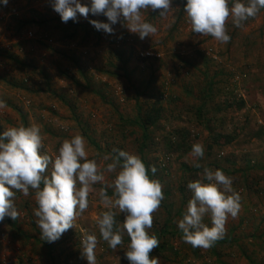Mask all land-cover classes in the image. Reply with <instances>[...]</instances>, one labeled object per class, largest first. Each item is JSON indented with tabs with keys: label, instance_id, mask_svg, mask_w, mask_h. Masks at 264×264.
<instances>
[{
	"label": "rangeland",
	"instance_id": "1",
	"mask_svg": "<svg viewBox=\"0 0 264 264\" xmlns=\"http://www.w3.org/2000/svg\"><path fill=\"white\" fill-rule=\"evenodd\" d=\"M186 2L172 0V10L165 17L159 15L161 10L143 11L144 19L158 29L156 34L143 40L138 34L130 32L121 20L113 26L114 34L100 30L97 39L86 41L79 31L76 40L64 41L62 39L66 34L55 28L61 18L52 8V0H9L6 7L0 0V101L6 104V107L0 108V132L2 134L10 127L22 125L20 114L23 113L28 126L37 124L41 127L42 152L54 157L63 140L83 135V126L101 148L96 150L87 142L89 158H95L106 166L111 160L104 161L103 157L111 154L115 145L138 155L137 145L133 144L134 136L128 133L131 130L127 128L124 131L125 138L118 135L119 115L132 119L136 101L142 99H137L132 89L135 88L140 93L149 92L148 97L161 93L167 110L161 137L167 132L184 129L194 143L203 145L207 134L192 115L197 106L196 97H187L185 88L194 90V94L202 89L205 83L203 73L208 69L211 76L217 75V89H222L224 93L223 96L218 95L216 103L233 98L245 101L242 111L221 114L226 118L224 131L228 133L235 129L238 137L226 147L215 148L210 156L205 151L202 158L190 155L180 160L176 155L165 157L160 138L153 147L155 151L148 153L147 162L155 167L158 163L162 164L168 171L163 178V191L176 188L182 179L180 163L186 162L192 168L196 163L201 165L196 167L198 171L191 174L193 180L202 179L205 167L214 166L211 169L223 170L233 179V189L241 195V210L236 218L229 217L223 236L228 237L233 231L237 245L221 251V258L216 263L210 255L196 261L186 244L184 259L193 264H264V9L245 21L242 27H236L230 18L226 27L231 40L222 43L209 35L192 32L183 11ZM81 3L90 6V0H81ZM89 18L108 23L104 15L91 14L87 19L78 14V22H70L76 26L84 25ZM42 19L49 24L21 26L19 23L40 22ZM145 52L155 56L142 57L140 54ZM119 53L128 60L127 76L120 68ZM76 63L87 75L88 82L76 73ZM68 72L75 74L78 85L64 78V73ZM43 75L50 80L48 88ZM87 83L90 88L103 91L112 105L101 102L84 86ZM11 84H23L27 90L17 89ZM54 95L72 102L78 121ZM148 97L142 102L153 101ZM171 97L174 102L169 101ZM175 117L180 121H175ZM219 126L215 128L222 132ZM118 171L119 168L116 172L105 173L106 183H111ZM50 172L51 166L48 169ZM103 186H94L96 191L89 196L88 209L76 219L73 228L52 243V256L57 264H88L82 256L81 244L88 234H95L98 239L96 264H126L128 247L117 246L113 250L100 237L97 221L100 214L107 210L99 196ZM107 192L109 196L113 195L112 188H108ZM175 201L179 208L181 204L177 194ZM14 203L19 212V231L8 224L7 217L0 222V264H53L40 241L41 230L34 216V209L38 207L35 190L30 189L28 196L18 191ZM113 211L117 220L124 221L125 213H120L118 209ZM204 219L211 225L210 215ZM119 224L121 227L122 224ZM205 250L201 248L203 254ZM160 264L170 263L161 260Z\"/></svg>",
	"mask_w": 264,
	"mask_h": 264
},
{
	"label": "clouds",
	"instance_id": "2",
	"mask_svg": "<svg viewBox=\"0 0 264 264\" xmlns=\"http://www.w3.org/2000/svg\"><path fill=\"white\" fill-rule=\"evenodd\" d=\"M8 2L2 0L3 6L6 7ZM171 3L172 0H90L89 6L81 0H52L51 6L63 23L78 22V14L85 19L89 14L104 15L108 23L89 20L97 31L114 34L113 26L122 20L130 32L143 40L158 31L144 19L143 11L161 10L159 15L165 17L172 10ZM262 9L264 0H247L246 3L231 0V6L230 0H187L183 11L192 32L228 43L231 37L227 33V21L231 18L236 27H242ZM4 107L5 102L0 101V108ZM42 149L43 136L37 124L10 127L0 134V222L5 217L18 219L19 212L14 203L16 191L28 196L30 189L35 190L38 207L34 209V216L41 239L56 242L88 209L89 196L96 191L94 186L102 184L99 196L107 210L97 221L100 237L115 250L126 234L130 243L125 256L130 264H160L159 257L150 258V253L160 242L148 230L153 227V214L165 198L163 185L159 179L150 178L139 155L113 149L115 155L103 157L104 161L111 160L104 166L95 158H89L87 141L80 134L63 140L54 157ZM204 152L201 143H194L189 155L199 159ZM195 167L201 165L196 163ZM117 168L115 179L106 183L105 173L116 172ZM156 171L152 166L151 173L154 175ZM232 185L233 179L223 170L208 167L203 169L202 179L187 184L193 195L183 218L178 221L185 243L193 248L209 249L223 238L229 217L236 218L241 210V195ZM108 188L113 189L112 196L108 195ZM114 209L126 214L121 227H116ZM206 215H210L211 227L203 222ZM81 244L82 256L88 264H96L97 236L85 235Z\"/></svg>",
	"mask_w": 264,
	"mask_h": 264
},
{
	"label": "trees",
	"instance_id": "3",
	"mask_svg": "<svg viewBox=\"0 0 264 264\" xmlns=\"http://www.w3.org/2000/svg\"><path fill=\"white\" fill-rule=\"evenodd\" d=\"M231 2V1H230ZM231 6V3H230ZM89 20H92L89 18L87 22L84 25H75L73 22L68 21L67 23L62 24L61 22L58 23V25L55 26V28L60 29L63 33L66 34L65 38L62 40L64 41H72L76 40L78 38L79 31L82 33L83 37H85L86 41H89L91 38H98L99 31H97L90 23ZM21 26L26 25H48L49 22L46 19H42V21H19ZM67 25V26H66ZM48 36V35H47ZM49 37V36H48ZM82 38V37H80ZM79 38V39H80ZM118 56V62L121 64V69H123L124 74L127 76V64L128 60L124 58L122 54L119 53ZM73 62H76L75 59H70ZM210 61V60H209ZM76 73H79V76L85 81L88 82V77L85 74V72L82 71V69L78 66V63H76ZM219 74L223 75L222 72H219ZM204 84L202 85V89H199L197 93H193L194 90L187 89L186 95L187 97H196V103L197 106L195 107L194 111L192 112L193 118L197 125L201 127L202 131L207 134V139L204 140L203 146L205 147V151H207V156H210L215 148H223L226 147L238 137V133L235 129L230 130V132H225L226 125L224 121L226 118L223 117V112L227 111H237L240 112L245 108V101L243 99H229V100H220L219 104L216 103V99L218 98V95L223 96L224 93L221 89L219 91L217 89V82L216 79L218 78L217 75L211 76L209 73V70L207 69L204 73ZM64 78L71 81L73 84L78 85L79 82L77 81L75 74L73 73H64ZM43 78L45 82H47V88L50 84V80L46 75H43ZM229 78V77H227ZM12 86V84H11ZM87 87L88 90H90L94 95H96L101 102L104 104L112 105V102L108 100V97L106 94H104L103 91H99L96 89H92L88 86V83L84 85ZM12 87H15L17 89L27 90L26 86L22 84L21 86L13 85ZM149 87V86H148ZM135 92L137 99L142 98L141 100H137L135 107H134V117L132 119H124L122 116L119 115V121L120 123V130H118V135H121L124 137V131L128 128L131 131L128 133L131 134V136H134L133 144L137 145V153L142 158L143 162L146 165V168H148V174L150 178L152 179H159L161 184H163V178H165L168 174V171L164 169V165L157 164L156 165V173L153 175L151 173V167L153 166L149 162H147V156L148 153H151L155 151L153 149L154 146L158 144V140L161 138V146L164 149L165 157H170L172 155H176L177 159H181L185 156H190L189 153L191 152L192 145L194 142L192 139H190V134L184 129H176L171 132H167L165 135L161 137V131L163 127V121L166 120L167 116V110L164 107V103H162L161 99V93L158 94V96L151 95L148 97V93L138 92L135 88H132ZM151 89H149L150 91ZM38 92H41V90H38ZM54 97L57 98V100L66 106L68 110L71 112L73 117L76 118L75 113V107L72 104L71 101H68L65 99V97L60 95H54ZM151 98V100L143 101L144 98ZM175 99L172 100V97L169 98V101L174 102ZM224 101V102H223ZM223 102V103H222ZM9 107H11L10 104H7ZM20 113L21 110H18ZM21 123L24 126H28V121L26 116L21 113ZM180 121L179 118L175 117V121ZM220 125L219 127L222 129V132H219L215 128V126ZM218 127V128H219ZM224 127V128H223ZM83 129V136L87 140V142L96 150H101V148L96 144V142L93 140L92 136L88 134L86 128L82 126ZM1 134V132H0ZM114 149L122 150V147L119 145H115ZM111 155H115L113 151L110 152ZM206 153V152H205ZM212 166V165H210ZM211 168H215L212 166ZM217 168V166H216ZM180 172L181 177L180 181L178 182L176 188L168 189L166 191H163L164 194V200L161 203V206L157 212L153 214L154 221H153V227L150 229L149 234H155L159 239V247L154 249L150 253L151 257H159V260L167 261L170 264H184V261L187 262L186 264H193L190 260L184 259V248L186 247V244L183 240V233L178 228V221L183 218V214L186 209H184V206L187 205L188 201L192 198V193L189 192V189H187V184L191 181H195L192 179L191 174L194 171H198L196 167L192 168L188 163H180ZM228 174V172L226 171ZM43 185H41V188ZM254 191L257 193L256 188ZM178 195V200L180 202V207L177 208L176 201H175V195ZM16 195H18V191H16ZM8 224H11L12 227L16 228L18 230V223L17 220H12L10 217H7ZM116 219V218H115ZM205 220V219H204ZM205 224L211 226L206 221H203ZM123 224V221H119L116 219V227H120V224ZM236 231V229H235ZM234 231V232H235ZM233 232V231H232ZM230 232L228 237H223L222 239H219L215 242V244L205 250V253L203 254L201 251V248H193L191 245L187 244L188 249L191 251L192 257L196 261H201L203 258H207L208 255L210 257L215 259V262L218 263L221 256V251H224L226 249H229L233 247L234 245H237L235 242L236 239L233 236V233ZM252 238L255 239V236H252ZM42 245L46 249V253L49 257V260L52 261L53 264H57L55 259H53L52 252L53 247L52 243L47 242L46 240L41 239L40 240ZM130 243V238L125 234L123 238V243L119 245L121 248L128 247ZM178 260V261H176ZM128 260L126 261V264H128ZM254 264V263H251Z\"/></svg>",
	"mask_w": 264,
	"mask_h": 264
},
{
	"label": "built area",
	"instance_id": "4",
	"mask_svg": "<svg viewBox=\"0 0 264 264\" xmlns=\"http://www.w3.org/2000/svg\"><path fill=\"white\" fill-rule=\"evenodd\" d=\"M142 57L148 58V57H154L155 55L151 52H145L140 54Z\"/></svg>",
	"mask_w": 264,
	"mask_h": 264
}]
</instances>
